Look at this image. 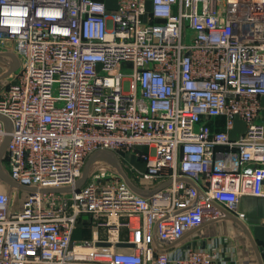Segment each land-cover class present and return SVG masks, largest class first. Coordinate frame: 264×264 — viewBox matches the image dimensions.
Listing matches in <instances>:
<instances>
[{
	"label": "built area",
	"instance_id": "obj_1",
	"mask_svg": "<svg viewBox=\"0 0 264 264\" xmlns=\"http://www.w3.org/2000/svg\"><path fill=\"white\" fill-rule=\"evenodd\" d=\"M0 52V264H216L191 233L264 196V0H0Z\"/></svg>",
	"mask_w": 264,
	"mask_h": 264
},
{
	"label": "crops",
	"instance_id": "obj_2",
	"mask_svg": "<svg viewBox=\"0 0 264 264\" xmlns=\"http://www.w3.org/2000/svg\"><path fill=\"white\" fill-rule=\"evenodd\" d=\"M108 8L113 10L117 7L118 0H105ZM151 7V4H148ZM6 57L0 52V79L6 76ZM262 111L261 118L264 120V96L261 99ZM219 129L224 130V120H219ZM246 130L243 121L236 119L235 129L230 136L233 139L241 137ZM135 167L144 169V165L134 161L130 156ZM13 185L0 177V192L10 193ZM27 191L16 188L18 197L17 206L22 205L23 198ZM240 209L245 214L246 219L242 225L232 219H224L202 226L200 229L191 233L186 241L187 245L194 248H203L216 255V264H264V196L254 197L245 196L241 199ZM82 222L75 233L78 240H89L92 238V230L87 227L89 217L83 216Z\"/></svg>",
	"mask_w": 264,
	"mask_h": 264
},
{
	"label": "water",
	"instance_id": "obj_3",
	"mask_svg": "<svg viewBox=\"0 0 264 264\" xmlns=\"http://www.w3.org/2000/svg\"><path fill=\"white\" fill-rule=\"evenodd\" d=\"M7 145V142L4 143V145L2 146V148L0 149V155L1 153L4 151L5 147ZM114 163L115 165L117 166V168L120 170V166H119V163L117 162L116 159H114ZM88 174H89V166L87 167L86 169V172H85V177H84V180H83V183L86 181L87 177H88ZM0 177L2 179H4L5 181L11 183L13 186H16V184L9 178V176L7 174H5L4 172L0 171ZM21 189H24L26 191H29L31 193H36L37 191L35 189H32V188H24V187H20ZM70 189H57V190H44L43 192H46V193H49V192H56V193H62V192H68ZM230 219L234 220L235 222H237L238 224L242 225V227L245 229V226L244 224L242 223V221L238 220L236 217L234 216H231ZM118 246H128L127 244H118Z\"/></svg>",
	"mask_w": 264,
	"mask_h": 264
},
{
	"label": "rangeland",
	"instance_id": "obj_4",
	"mask_svg": "<svg viewBox=\"0 0 264 264\" xmlns=\"http://www.w3.org/2000/svg\"><path fill=\"white\" fill-rule=\"evenodd\" d=\"M2 60L3 61H7V62H10V58L9 57H4V58H2ZM108 161H110L109 160V156L108 155H106V153H98V154H96V155H94V157L91 159V161H88V163H86L85 164V167L87 168V166H89L90 167V165L92 166V165H94V163H96V162H99V163H104V162H108ZM134 161H136L135 159H134ZM95 166V165H94ZM93 166V167H94ZM105 235H106V231H105ZM125 235H126V232L125 231H123L122 233H121V237L120 238H125Z\"/></svg>",
	"mask_w": 264,
	"mask_h": 264
},
{
	"label": "trees",
	"instance_id": "obj_5",
	"mask_svg": "<svg viewBox=\"0 0 264 264\" xmlns=\"http://www.w3.org/2000/svg\"><path fill=\"white\" fill-rule=\"evenodd\" d=\"M75 237V236H74Z\"/></svg>",
	"mask_w": 264,
	"mask_h": 264
}]
</instances>
